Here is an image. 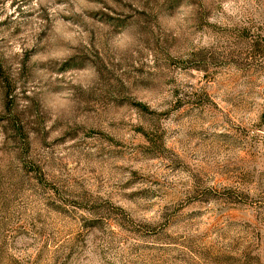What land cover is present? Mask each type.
<instances>
[{
	"label": "rangeland",
	"instance_id": "obj_1",
	"mask_svg": "<svg viewBox=\"0 0 264 264\" xmlns=\"http://www.w3.org/2000/svg\"><path fill=\"white\" fill-rule=\"evenodd\" d=\"M0 264H264V0H0Z\"/></svg>",
	"mask_w": 264,
	"mask_h": 264
}]
</instances>
